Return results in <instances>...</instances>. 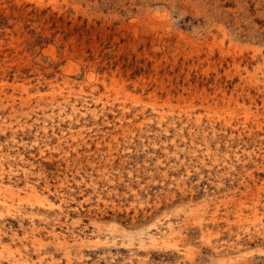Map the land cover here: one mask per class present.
I'll return each instance as SVG.
<instances>
[{"label": "rangeland", "instance_id": "1", "mask_svg": "<svg viewBox=\"0 0 264 264\" xmlns=\"http://www.w3.org/2000/svg\"><path fill=\"white\" fill-rule=\"evenodd\" d=\"M0 264H264V0H0Z\"/></svg>", "mask_w": 264, "mask_h": 264}, {"label": "bare ground", "instance_id": "2", "mask_svg": "<svg viewBox=\"0 0 264 264\" xmlns=\"http://www.w3.org/2000/svg\"><path fill=\"white\" fill-rule=\"evenodd\" d=\"M0 188H2V186H0Z\"/></svg>", "mask_w": 264, "mask_h": 264}]
</instances>
